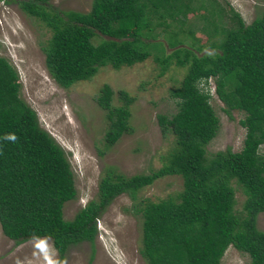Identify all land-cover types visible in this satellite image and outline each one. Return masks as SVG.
<instances>
[{
    "label": "trees",
    "instance_id": "trees-1",
    "mask_svg": "<svg viewBox=\"0 0 264 264\" xmlns=\"http://www.w3.org/2000/svg\"><path fill=\"white\" fill-rule=\"evenodd\" d=\"M18 2L22 11L49 28L42 47L45 65L63 87L91 78L103 66L119 69L143 62L149 57L139 45L144 33L181 23L180 16L205 8L194 6V0H92L89 10L80 12L48 8L50 0ZM205 9L215 14L212 6ZM228 10L232 23L223 29L220 42L210 45L213 53L202 52V45L197 50L180 46L178 30L169 33L171 51L156 58L162 71L171 64L186 69L170 92L176 111L157 115L161 133L174 138L162 165L129 176L108 169L96 197L71 219L63 217V205L76 195L66 153L20 97L18 72L0 56V228L7 238L20 243L48 237L61 260L70 244L94 241L97 221L115 197H134L155 180L178 175L182 189L176 197L142 203L140 253L147 263L220 264L231 245L249 256V264H264V230L256 225L264 212V12L246 24L232 7ZM209 79H214L225 111L244 114L239 122L245 136L238 151L207 154L206 145L219 128L210 93L200 85ZM117 94L122 102L118 106L111 103L108 84L96 97L105 110L106 146L130 132L129 105L134 99L125 90ZM232 181L245 196L242 217L233 209Z\"/></svg>",
    "mask_w": 264,
    "mask_h": 264
},
{
    "label": "rangeland",
    "instance_id": "rangeland-1",
    "mask_svg": "<svg viewBox=\"0 0 264 264\" xmlns=\"http://www.w3.org/2000/svg\"><path fill=\"white\" fill-rule=\"evenodd\" d=\"M92 0H50L49 6L62 10L88 11ZM194 6L213 7L215 14L203 7L180 16L181 23L142 35L140 47L149 53L143 62L114 69L103 66L87 80L60 86L49 74L42 47L50 30L39 19L26 14L18 0H0V56L5 57L18 72L20 97L33 108L40 126L63 148L69 160L76 195L63 205V217L71 219L87 202L96 197L100 178L108 169L127 176L149 173L159 168L174 146L172 135H163L157 123L158 114H173L176 101L170 92L179 84L186 69L171 64L166 70L156 58L168 54L169 33L180 30V46L187 45L202 52L213 53L210 45L218 44L223 29L232 23L229 7L237 11L246 24L264 12V0H194ZM202 15L207 17L204 19ZM212 16V17H211ZM144 36V37H143ZM98 36L94 42L98 41ZM179 39V34H178ZM108 84L113 90L111 103L121 105L119 90L133 97L129 105L130 132L114 144L106 146L107 120L105 110L96 103L100 88ZM210 93V104L219 120L216 136L206 145L207 154L231 148L241 149L245 129L240 120L243 112L225 111L226 106L215 93L214 79L200 84ZM234 212L240 217L244 194L232 181ZM182 189V178L168 175L138 190L134 197L120 194L102 211L98 234L93 242L70 244L61 260L48 237L30 238L20 243L7 238L0 228V264H148L140 253L142 237L141 207L143 201L176 197ZM256 225L264 230V212L258 214ZM249 256L229 246L220 264H249Z\"/></svg>",
    "mask_w": 264,
    "mask_h": 264
},
{
    "label": "clouds",
    "instance_id": "clouds-1",
    "mask_svg": "<svg viewBox=\"0 0 264 264\" xmlns=\"http://www.w3.org/2000/svg\"><path fill=\"white\" fill-rule=\"evenodd\" d=\"M9 138L12 139V140H15L16 139L15 136H11Z\"/></svg>",
    "mask_w": 264,
    "mask_h": 264
}]
</instances>
